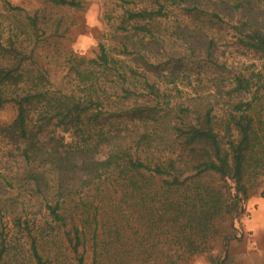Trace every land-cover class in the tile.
Returning <instances> with one entry per match:
<instances>
[{"label": "trees", "instance_id": "obj_1", "mask_svg": "<svg viewBox=\"0 0 264 264\" xmlns=\"http://www.w3.org/2000/svg\"><path fill=\"white\" fill-rule=\"evenodd\" d=\"M190 1L209 56L222 31L245 55L235 67L206 58L199 66L212 73L189 79L191 89L162 87L103 43L71 59L77 89H55L14 41H0V109L16 108L0 127L20 156L12 166L0 158V264H72L47 243L66 244L77 264L90 248L92 264L176 261L218 241L228 254L264 175V0ZM154 2L128 10L151 36L148 23L183 3Z\"/></svg>", "mask_w": 264, "mask_h": 264}, {"label": "rangeland", "instance_id": "obj_2", "mask_svg": "<svg viewBox=\"0 0 264 264\" xmlns=\"http://www.w3.org/2000/svg\"><path fill=\"white\" fill-rule=\"evenodd\" d=\"M182 1L180 7L168 5L166 16H157L148 23L154 25L155 35L151 36L134 29L133 25L147 20L130 19L128 10L157 9L159 5L154 0H82L81 6L45 0H0V41L5 45L14 41L26 57V66L46 72L55 89H77L70 71L71 59L76 55L96 56L101 43L110 54L124 57L130 64L147 71L162 87H173L177 83L182 89H191L187 86L189 79L198 76L200 71L204 72L201 74L204 78L212 73V68L199 66L208 63L206 58L220 63L227 60L228 66L235 67L232 65L243 61L245 55L230 44L235 39L232 32L222 31L209 56V37L198 27L202 23L184 9L192 6V1ZM124 25L126 28L122 27ZM125 47L130 50L128 56H125ZM15 115L16 108L12 104L0 109V121H12ZM48 132L50 130L45 131ZM13 144L8 130L0 127V158H6V165L10 166L20 159V156L10 155ZM262 177L253 181L256 192L247 201L245 215L237 221L241 236L230 241L227 255L223 242L218 241L211 253L176 261L162 258L154 264H264ZM50 245L47 243L45 247L53 256L58 253L64 261L77 264L74 252L64 246L66 244ZM92 261L90 248L85 264Z\"/></svg>", "mask_w": 264, "mask_h": 264}]
</instances>
